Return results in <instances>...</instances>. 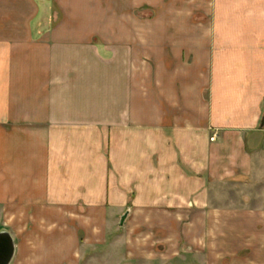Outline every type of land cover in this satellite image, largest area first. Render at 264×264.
I'll use <instances>...</instances> for the list:
<instances>
[{
  "label": "crops",
  "instance_id": "obj_1",
  "mask_svg": "<svg viewBox=\"0 0 264 264\" xmlns=\"http://www.w3.org/2000/svg\"><path fill=\"white\" fill-rule=\"evenodd\" d=\"M0 232L11 264H264V0H0Z\"/></svg>",
  "mask_w": 264,
  "mask_h": 264
},
{
  "label": "water",
  "instance_id": "obj_2",
  "mask_svg": "<svg viewBox=\"0 0 264 264\" xmlns=\"http://www.w3.org/2000/svg\"><path fill=\"white\" fill-rule=\"evenodd\" d=\"M128 217L126 213L121 220V226L125 224ZM15 252V246L8 232H0V264H11Z\"/></svg>",
  "mask_w": 264,
  "mask_h": 264
},
{
  "label": "rangeland",
  "instance_id": "obj_3",
  "mask_svg": "<svg viewBox=\"0 0 264 264\" xmlns=\"http://www.w3.org/2000/svg\"><path fill=\"white\" fill-rule=\"evenodd\" d=\"M117 231V230H116ZM124 233V230H118L117 231V235H123ZM124 245L122 244H117L114 246V251L113 250H109L110 251V254L112 253L113 255V258H115V262L112 263V264H124V259H123V256H124V253H125V249H124ZM108 250H102L101 251V255H104V256H109L108 255ZM100 264H107V261H101ZM126 264V263H125Z\"/></svg>",
  "mask_w": 264,
  "mask_h": 264
},
{
  "label": "built area",
  "instance_id": "obj_4",
  "mask_svg": "<svg viewBox=\"0 0 264 264\" xmlns=\"http://www.w3.org/2000/svg\"><path fill=\"white\" fill-rule=\"evenodd\" d=\"M215 137H216V136H214V137L212 138V141H214V140H215Z\"/></svg>",
  "mask_w": 264,
  "mask_h": 264
}]
</instances>
